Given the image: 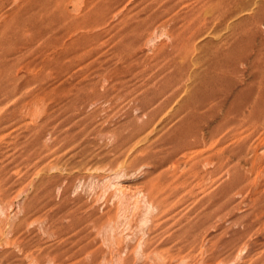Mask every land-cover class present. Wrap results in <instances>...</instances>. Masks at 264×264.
Listing matches in <instances>:
<instances>
[{
  "label": "rangeland",
  "instance_id": "obj_1",
  "mask_svg": "<svg viewBox=\"0 0 264 264\" xmlns=\"http://www.w3.org/2000/svg\"><path fill=\"white\" fill-rule=\"evenodd\" d=\"M0 264H264V0H0Z\"/></svg>",
  "mask_w": 264,
  "mask_h": 264
},
{
  "label": "bare ground",
  "instance_id": "obj_2",
  "mask_svg": "<svg viewBox=\"0 0 264 264\" xmlns=\"http://www.w3.org/2000/svg\"><path fill=\"white\" fill-rule=\"evenodd\" d=\"M252 1V0H251ZM262 1V0H261ZM244 2V1H243ZM257 2V1H256ZM260 3V2H259ZM254 5V4H253ZM214 6V5H213ZM246 6H248V4L246 5ZM256 6V5H255ZM248 8V7H247ZM246 8V9H247ZM251 8V7H250ZM252 9V8H251ZM214 10V9H213ZM244 10V9H243ZM253 12V11H252ZM208 15V14H207ZM237 16V15H236ZM220 24V23H219Z\"/></svg>",
  "mask_w": 264,
  "mask_h": 264
}]
</instances>
